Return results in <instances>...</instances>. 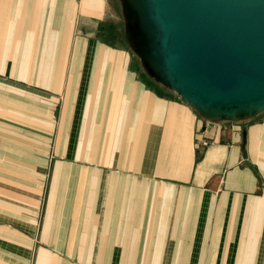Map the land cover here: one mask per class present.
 Returning <instances> with one entry per match:
<instances>
[{"label":"crops","instance_id":"crops-1","mask_svg":"<svg viewBox=\"0 0 264 264\" xmlns=\"http://www.w3.org/2000/svg\"><path fill=\"white\" fill-rule=\"evenodd\" d=\"M106 10L0 0V264H264V115L145 79Z\"/></svg>","mask_w":264,"mask_h":264},{"label":"water","instance_id":"water-1","mask_svg":"<svg viewBox=\"0 0 264 264\" xmlns=\"http://www.w3.org/2000/svg\"><path fill=\"white\" fill-rule=\"evenodd\" d=\"M152 1L166 14L179 8L180 20L171 24L167 45L169 42L171 54L183 74L196 87L207 91L203 95L197 92L199 101L225 102L210 97L208 92L249 96L251 101H258L256 93L261 92L260 97L264 95V16L240 13L233 7L236 0ZM167 53L168 50V64ZM168 72L171 76L169 67ZM249 112L252 114V110ZM227 115L236 117L240 112L218 114L216 118Z\"/></svg>","mask_w":264,"mask_h":264},{"label":"rangeland","instance_id":"rangeland-1","mask_svg":"<svg viewBox=\"0 0 264 264\" xmlns=\"http://www.w3.org/2000/svg\"><path fill=\"white\" fill-rule=\"evenodd\" d=\"M107 4L109 10L105 11V21L100 27L98 37L115 49L125 46L132 58L135 59L134 65L140 63L144 68L155 70L156 75L154 74V77L149 74L143 75L145 79L146 76H149L158 80L160 85L173 88L172 93L175 92L183 99L189 100V103L192 100L193 103L191 104L197 109H201L203 112L207 111L205 113L210 122H215L218 114H228L233 111L240 112L241 116L250 115V110L254 115H264V101L260 99L263 98L264 100V95L257 98L258 101L254 105L251 104L249 96L240 98L237 101L217 102L206 99L199 101L193 100L187 92L192 98L190 100L185 92L186 89L184 90L178 85L181 84L182 80L175 76L173 72L172 76L176 81L171 78L166 59L167 40L171 24L180 20L179 8H175L166 14L152 0H107ZM233 7L249 17L264 16V0H236ZM126 37L128 41H125ZM137 61H139L138 64ZM191 88L195 89L194 87ZM196 91L193 93L199 98ZM198 93L200 95V92Z\"/></svg>","mask_w":264,"mask_h":264},{"label":"bare ground","instance_id":"bare-ground-1","mask_svg":"<svg viewBox=\"0 0 264 264\" xmlns=\"http://www.w3.org/2000/svg\"><path fill=\"white\" fill-rule=\"evenodd\" d=\"M171 45H170V43L168 42V45H167V50H168V53H167V58L169 59V62H168V67H169V69H170V73H171V76H172V72H173V74L175 75V76H177L178 78H180L181 80H182V82H181V84L180 85H182L183 87H184V89H186V91L188 92V94L193 98V100L194 99H196V100H199V98L196 96V94H194L193 92L194 91H196L195 89H197V90H199L198 92H200V95H203V94H205V92H207L206 90H205V92L200 88V87H196L194 84H193V82L190 80V79H188L184 74H183V72L179 69V67L177 66V64H176V62H175V59H174V56H172V54H171ZM169 64H170V66H169ZM171 67V68H170ZM173 77V76H172ZM173 79H174V77H173ZM175 80V79H174ZM181 80H179V81H181ZM176 81V80H175ZM191 87H194L195 89H193V88H191ZM197 92V91H196ZM257 95H259V98H260V94H262L261 92H259V93H256ZM207 95H209L210 97H216L217 99H219V100H222V101H227V100H236V99H238V98H241L240 96H242V97H244V95H240V96H225V95H222V94H213V93H210V92H208L207 93ZM252 97H255V94L252 96ZM191 98V99H192ZM262 99V98H261ZM262 101H264L263 99H262ZM255 102H256V100L255 99H253L252 101H251V104L252 105H254L255 104Z\"/></svg>","mask_w":264,"mask_h":264},{"label":"built area","instance_id":"built-area-1","mask_svg":"<svg viewBox=\"0 0 264 264\" xmlns=\"http://www.w3.org/2000/svg\"><path fill=\"white\" fill-rule=\"evenodd\" d=\"M206 125L209 126V125H212V123H209V122H208ZM204 144L206 145V143H204Z\"/></svg>","mask_w":264,"mask_h":264}]
</instances>
